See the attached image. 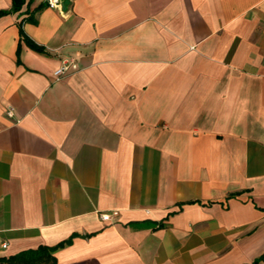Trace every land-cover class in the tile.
<instances>
[{"label":"crops","instance_id":"crops-1","mask_svg":"<svg viewBox=\"0 0 264 264\" xmlns=\"http://www.w3.org/2000/svg\"><path fill=\"white\" fill-rule=\"evenodd\" d=\"M46 1L0 18V258L264 264V0Z\"/></svg>","mask_w":264,"mask_h":264},{"label":"trees","instance_id":"trees-1","mask_svg":"<svg viewBox=\"0 0 264 264\" xmlns=\"http://www.w3.org/2000/svg\"><path fill=\"white\" fill-rule=\"evenodd\" d=\"M33 0H13L12 7L9 10L0 11V18L9 15L15 14L22 10V8L27 4L30 5ZM63 3H67L68 0H60ZM48 6V2L41 4L37 11L42 10ZM28 21L35 22L32 17ZM21 40L24 41L30 48L37 52H44V49L36 45L23 31L22 23L19 24ZM64 246V244L55 247H40L37 250H30L22 252L18 255L9 257V258H0V264H57L56 259L52 256V253L57 249Z\"/></svg>","mask_w":264,"mask_h":264},{"label":"built area","instance_id":"built-area-1","mask_svg":"<svg viewBox=\"0 0 264 264\" xmlns=\"http://www.w3.org/2000/svg\"><path fill=\"white\" fill-rule=\"evenodd\" d=\"M47 2L49 7L55 9L60 8L62 5V2L60 0H47ZM80 70L81 66L74 57H64L61 59V65L59 66V68L54 71L55 81H61L69 75L74 74ZM7 116L11 119H15V109L12 106H9L7 108ZM16 122L19 123L20 121L17 120ZM101 219L104 222H109L112 220V215L108 213L101 214Z\"/></svg>","mask_w":264,"mask_h":264}]
</instances>
